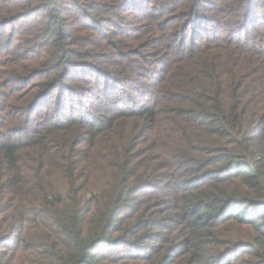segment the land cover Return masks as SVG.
<instances>
[{"label":"trees","instance_id":"trees-1","mask_svg":"<svg viewBox=\"0 0 264 264\" xmlns=\"http://www.w3.org/2000/svg\"><path fill=\"white\" fill-rule=\"evenodd\" d=\"M0 264H264V0H0Z\"/></svg>","mask_w":264,"mask_h":264}]
</instances>
